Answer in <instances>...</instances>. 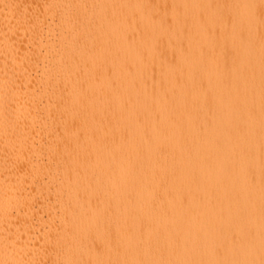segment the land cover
Segmentation results:
<instances>
[{"label":"bare ground","instance_id":"bare-ground-1","mask_svg":"<svg viewBox=\"0 0 264 264\" xmlns=\"http://www.w3.org/2000/svg\"><path fill=\"white\" fill-rule=\"evenodd\" d=\"M0 264H264V0H0Z\"/></svg>","mask_w":264,"mask_h":264}]
</instances>
